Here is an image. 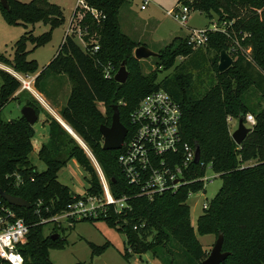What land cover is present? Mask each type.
Masks as SVG:
<instances>
[{
    "label": "trees",
    "instance_id": "trees-1",
    "mask_svg": "<svg viewBox=\"0 0 264 264\" xmlns=\"http://www.w3.org/2000/svg\"><path fill=\"white\" fill-rule=\"evenodd\" d=\"M127 2L88 0L90 7L105 16L98 23L86 14L89 17L81 22L84 31L94 36L92 41L100 45V50L92 53L95 43L91 44L88 38L83 50L74 35H66L57 56L40 72L38 62L30 60L29 56L52 41L54 31L65 21L63 8L48 0H7L8 9H5L0 0V13L9 26L34 27L43 22L50 27L41 36H35L34 30L26 32L15 44L13 60L0 54V65L21 75L36 76L39 73L34 84L38 92H42L49 77L67 76L72 83V92L67 105L60 111L61 117L97 159L114 197H132L131 211L118 214L112 209L106 218L74 221L73 224L103 221L126 235L128 246L136 250V255L150 252L163 264H180L176 258L179 252L184 253L186 264H203L208 254L198 236L207 235H224L223 251L229 252L230 256L222 264H264V108L261 112H252L242 99L252 88L258 89L264 99V0H180L178 3L210 18L216 15L220 22L227 23L224 31L209 34L205 46L218 51L212 62L216 75L206 90L207 79L198 80L189 70L193 60L190 58L202 48L179 37L160 51L157 67L170 70L177 58L188 60L159 83L157 71L147 76L142 73L134 50L145 45L134 42L121 29L120 12ZM77 16L75 11L74 18ZM29 44L33 46L31 51ZM223 51L234 63L226 72L220 73ZM123 62L129 72L125 84L117 83L114 77H105L108 65L118 69ZM0 82V189L27 200L32 206L31 209L12 206L30 228L27 242L21 249L23 264H54L50 251L63 250L68 242L62 237L53 240L52 236L58 232L56 229L46 235V225L40 223L41 219L57 215L80 198L59 181L60 171L70 160H78L88 173L87 191L91 194L102 192L100 180L80 143L58 122L49 123L54 146L49 150L46 146H36L34 128L22 116L12 121L4 120L1 114L10 102L32 107L37 114L39 106L34 99L22 100L23 94L30 92L21 91V82L8 71L0 69ZM159 89L168 92L180 104L182 136L200 148L204 166L194 164L185 173L187 183L176 193L147 199L138 197V188L130 185L123 176L118 164L121 152L103 149L100 128L111 126L112 107L117 105L121 121L129 131V139L131 114L144 97ZM97 103L104 104L105 113L98 109ZM248 114L255 117L256 125L238 146L232 138L229 119L244 118L245 121ZM33 152L45 162V171L39 172L29 160ZM251 161L256 163L243 166ZM207 166L222 178L223 186L200 216L195 230L187 201L191 193L205 188ZM13 175H20L24 183L16 186ZM39 200H43L45 206L40 214H36L35 204ZM90 247L93 260L103 255L110 244L97 246L90 243ZM128 250L129 247L123 254L126 260L131 259ZM163 250L164 257L160 255Z\"/></svg>",
    "mask_w": 264,
    "mask_h": 264
},
{
    "label": "rangeland",
    "instance_id": "rangeland-1",
    "mask_svg": "<svg viewBox=\"0 0 264 264\" xmlns=\"http://www.w3.org/2000/svg\"><path fill=\"white\" fill-rule=\"evenodd\" d=\"M28 2L29 0H23ZM57 1L59 6L64 10L65 21L63 25L57 28L53 33L52 41L34 51L30 54V60H36L40 66V71H43L50 62L57 56L63 39L72 23L74 12L76 10L75 0H48ZM146 8L141 9L144 4L143 0H128L126 5L120 12V24L124 34L130 37L134 42L143 44L151 51L158 53L162 51L166 46L179 37L185 41H191L192 29H205L212 28L213 24L217 25L220 29H225L226 22L219 21L216 15L213 18L201 12H190L188 26L182 25L179 21L173 19L168 15V11L173 10L180 0H149ZM53 3V2H51ZM89 16L79 12L77 19L72 24V35L75 36L77 44L86 49V38L90 39L91 44L96 43L92 41L93 35H88L83 28L81 22L87 19ZM34 30L35 36H41L50 30L49 25L40 22L34 27L31 25L24 26H9L4 21L0 13V54L6 56L8 59L13 60L15 55V44L20 40L26 32ZM143 43H140V42ZM28 49L31 51L33 46L28 45ZM136 50V49H135ZM134 50V52H135ZM217 50H209L203 47L201 51L193 54L190 59L192 60V67L189 69L196 79H207V83L204 85V90L209 87V84L213 82V76L216 75L215 68L213 67V58L217 56ZM188 60V58H177L176 63L170 70H164L158 68V58L151 57L146 60L139 61L142 73L147 76L153 71H157L158 80L157 83L163 81L165 78L170 77L175 69ZM220 64V62H219ZM0 69L11 73L13 70L0 65ZM158 69V70H157ZM120 67L117 69L114 65H108L105 68L104 73H109L111 77H114L119 72ZM35 77V76H33ZM63 76H51L45 82V87L53 94L57 99L60 108L68 101L70 97V90L68 86L64 84ZM67 78V76H65ZM1 83V82H0ZM67 83V82H66ZM35 89V88H34ZM32 97L30 93H25L22 96L23 101H31ZM245 105L255 113L261 112L264 108V99L258 89L252 88L249 92L243 96ZM17 102V101H16ZM121 103V102H120ZM20 104V103H19ZM102 104V103H97ZM98 105V106H99ZM64 107V106H63ZM105 113V112H104ZM22 115V110L18 111V107L13 102L6 105L2 111V118L7 121L16 120ZM231 128L232 134L237 128ZM29 160L33 163L39 172L46 170L47 166L42 161L36 152L29 155ZM59 181L66 186L72 188L76 194L83 195L87 188L88 173L81 167L78 160L72 159L67 163L59 173ZM223 186V180L220 176H217L211 169V166H207L205 176V188L197 193H191L188 198L187 205L190 207V220L192 226L197 230L198 220L204 213V203H210L216 194ZM73 192V193H74ZM64 230L61 231L56 228L54 224L45 226V233L49 235L53 230H57V234L60 237L67 239V246L63 250H51L50 259L54 264H76V263H92V264H163L160 260L156 259L152 253L136 255V250L128 246L126 235L119 232L117 229L111 228L103 221L98 222H78L72 225L68 223L63 224ZM198 239L206 251L208 257L213 250L217 235L198 236ZM90 243L97 246H103L107 243L110 244V248L101 256L92 260V249ZM129 247L128 253L131 259L126 260L123 257L125 250ZM164 250L160 254L164 255ZM176 258L180 264H186L184 253L179 252ZM197 264V263H194Z\"/></svg>",
    "mask_w": 264,
    "mask_h": 264
},
{
    "label": "built area",
    "instance_id": "built-area-1",
    "mask_svg": "<svg viewBox=\"0 0 264 264\" xmlns=\"http://www.w3.org/2000/svg\"><path fill=\"white\" fill-rule=\"evenodd\" d=\"M143 2L142 10L150 1L143 0ZM75 6L78 14L79 12L85 15L90 14L98 23L105 19L101 12L89 6L88 0H75ZM190 12L189 7L178 5L167 13L182 25L188 26ZM76 19L73 17L66 35H72L71 32H74L72 24ZM217 31H224V29H220L215 24L212 28L192 29L190 43L197 48H203L207 45L209 34ZM99 50L100 45L95 43L91 52L97 53ZM11 74L21 82V91L34 89L35 77L21 75L15 71ZM105 77L112 78L109 73L105 74ZM181 120L180 104L163 89L144 97L131 114L132 133L128 139V131L124 145L119 150L121 153L118 164L126 181L138 188V197L153 199L164 193H176L187 183L185 173L189 172L195 164L197 148L184 140L181 133ZM245 124L253 128L256 125L255 117L248 114ZM80 145L93 163L102 192L91 194L86 190L80 198L69 203L57 215L42 218L40 222L42 225L54 224L64 229L65 223L72 225L74 221L106 218L112 209L118 214L132 209L130 204L132 197L124 196L120 199L114 197L110 182L97 159L84 142ZM199 164L204 166L202 162ZM13 177H15L16 186L24 183L20 175H13ZM209 205L210 203L205 202L203 209H208ZM44 206V201L39 200L35 204V213L40 214ZM29 233L30 228L26 220L0 196V264L24 263L21 249L26 244Z\"/></svg>",
    "mask_w": 264,
    "mask_h": 264
},
{
    "label": "water",
    "instance_id": "water-1",
    "mask_svg": "<svg viewBox=\"0 0 264 264\" xmlns=\"http://www.w3.org/2000/svg\"><path fill=\"white\" fill-rule=\"evenodd\" d=\"M2 6L5 9H8L7 0H1ZM134 56L138 61L146 60L151 57L158 58L160 55L151 51L146 46L138 47L135 52ZM234 60L232 57L226 52L223 51L220 56V64H219V72L224 73L229 68L233 66ZM129 78V72L126 67V63L123 62L119 72L115 76V81L119 84H125ZM113 116H112V123L111 126L102 125L100 128V132L103 137V149L105 151H119L122 149L124 142L128 135V129L124 126L121 121V114L120 109L117 105L113 107ZM22 117L26 119V121L31 125H35L38 122V115L34 108L25 106L22 109ZM68 130L72 132L71 127L67 126ZM253 128L247 127L244 121V118L238 120V128L232 134V138L234 142L241 146L242 143L246 140L248 135L252 132ZM79 141V140H78ZM80 144H83V141H79ZM201 162V150L197 147L196 150V159L195 164H199ZM115 182V180H113ZM0 196L10 205L17 207V208H25L31 209V204L19 197H14L3 190L0 189ZM60 237L59 234H55L52 236L53 240H57ZM223 244H224V235H220L216 241V244L213 250L210 252L209 257L203 262V264H222L227 260L230 256L229 252L223 251Z\"/></svg>",
    "mask_w": 264,
    "mask_h": 264
},
{
    "label": "crops",
    "instance_id": "crops-1",
    "mask_svg": "<svg viewBox=\"0 0 264 264\" xmlns=\"http://www.w3.org/2000/svg\"><path fill=\"white\" fill-rule=\"evenodd\" d=\"M51 2L59 4V2H57V1H51ZM140 43H143V42H140ZM38 74L35 76V78L38 76ZM63 77H64L63 78L64 84L66 86H68L69 88H71V90H70V95H71L72 83L68 79V77L67 78H65V76H63ZM29 92L31 93V96H32L30 98L34 99V101H36V104L39 106V114H37L38 115V122L35 125H33L34 131H35V137H34L33 141H34V143H36V146H38L39 148L46 146L49 148V150L53 149L54 146H53L52 141H51V127H50L49 123H52L54 121L58 122L73 138H75L77 141L79 140V139H77V137H78L77 134L73 131L72 128H71L72 132H70L68 130L67 126H69V125L63 120V118L61 117V114H60V111L67 105L68 101H66V103L63 105L64 107L62 106L60 108V105L58 104L57 99H55L53 94H51L48 91L47 87H43L42 92H38L36 89H33L32 91H29ZM14 103L18 107V111L22 110L23 107H25L24 104H19V102H14ZM98 105L99 104H97V106ZM98 109L102 113H104L106 111L104 104H100L98 106ZM20 117H18V118H20ZM229 125L232 128H238V120H235L232 118L229 119ZM255 163H256V161H251V162L244 164L243 166L244 167L252 166ZM69 188L71 189L72 192H74L71 187H69ZM78 195H81V194H78Z\"/></svg>",
    "mask_w": 264,
    "mask_h": 264
},
{
    "label": "bare ground",
    "instance_id": "bare-ground-1",
    "mask_svg": "<svg viewBox=\"0 0 264 264\" xmlns=\"http://www.w3.org/2000/svg\"><path fill=\"white\" fill-rule=\"evenodd\" d=\"M77 137V136H76ZM77 139H79V141L81 142V139L77 137Z\"/></svg>",
    "mask_w": 264,
    "mask_h": 264
}]
</instances>
